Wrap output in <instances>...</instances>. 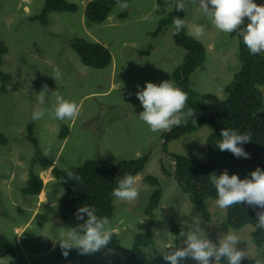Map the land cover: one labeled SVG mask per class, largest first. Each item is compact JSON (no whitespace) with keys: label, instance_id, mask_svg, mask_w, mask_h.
I'll list each match as a JSON object with an SVG mask.
<instances>
[{"label":"rangeland","instance_id":"374dc122","mask_svg":"<svg viewBox=\"0 0 264 264\" xmlns=\"http://www.w3.org/2000/svg\"><path fill=\"white\" fill-rule=\"evenodd\" d=\"M90 1L68 0L77 11L50 13L48 26H43L36 19L43 0H0V42L7 48L1 69L12 77L5 93L0 81V133L6 139L0 142V233L12 242L11 253L0 264H80L72 256L55 260L62 244L77 246L87 260L123 264L135 236L152 219L145 213L154 190L150 176L158 180L162 199L153 214V242L144 249L143 264H218L216 243L264 259V246L257 251L246 232L251 226H224L225 206L212 199L205 201L207 220L162 169L174 170L171 154L206 161L212 127H201L164 148L162 135L180 97L172 73L186 54L174 43L170 27L156 37L151 34L179 6L187 32L206 50L189 86L223 98L241 68L239 38L228 32L230 0H129L116 4L103 23L88 24L84 13ZM251 6L264 20V0H251ZM246 25L250 45L264 53L261 29L250 21ZM76 38L105 46L114 62L106 68L85 65L71 47ZM125 90L134 91L132 99ZM63 129L66 139L61 138ZM29 136L36 138L43 155L54 159L51 168L32 164L37 148ZM144 155H149L147 165L116 197L105 227L93 235L73 233L58 214L64 190L52 170ZM31 171L44 183L39 196L23 192ZM105 232L119 235L118 250L103 246Z\"/></svg>","mask_w":264,"mask_h":264},{"label":"trees","instance_id":"16d2710c","mask_svg":"<svg viewBox=\"0 0 264 264\" xmlns=\"http://www.w3.org/2000/svg\"><path fill=\"white\" fill-rule=\"evenodd\" d=\"M128 1L91 0L85 7L87 23H103L116 4ZM76 11V4L68 0H43L41 14L36 19L43 26H48L50 13ZM182 14L183 11L176 6L161 18L157 30L151 34L156 37L166 27H170L174 43L186 54L185 61L172 73L180 97L171 126L162 135L164 148L167 151L168 142L186 137L201 127L211 126L212 132L207 138L206 161L171 154L174 170L170 172L163 166L162 169L175 179L194 209L207 220L209 212L205 201L212 199L225 206L224 226L233 230L251 226V240L258 251L264 246V54L246 46L245 42L248 37L246 21L258 25L264 34V20L253 10L251 0H230L228 25L231 35L239 38L243 45L238 56L241 68L234 80L224 88L223 98H219L216 94L196 92L189 86L191 76L206 59V50L202 43L187 32ZM71 47L87 66L106 68L112 63L110 51L99 43L76 38ZM6 53L7 48L0 42V81L3 93L12 79L9 73L1 69ZM133 95L134 91L125 90L126 98L130 99ZM66 131H61L62 139H66ZM29 137L37 148L32 164L51 168L54 159L43 155L38 149L36 138ZM5 141L0 133V142ZM148 158L149 155H144L116 163L93 159L83 166L69 167L65 171L54 168L53 175L64 190L58 203L60 218L70 230L78 234H92L103 229L114 214L115 198L132 184L133 179L147 165ZM147 181L154 186L145 208L146 215L152 219L146 222L145 232L135 236L125 264H143L144 249L153 242V214L162 199V188L158 180L151 176L147 177ZM43 188V180L31 171L23 188L25 195L38 196ZM171 227L174 232L177 230L173 223ZM102 243L111 250H118L121 240L119 235L107 233L103 235ZM216 248L220 264H263L256 258L245 259L235 249L224 245L217 244ZM11 251L12 242L0 233V258L7 257ZM66 256L77 257L80 264H103L85 259L84 253L70 244L60 246L54 258L59 261ZM105 264H120V261Z\"/></svg>","mask_w":264,"mask_h":264},{"label":"clouds","instance_id":"9594fccd","mask_svg":"<svg viewBox=\"0 0 264 264\" xmlns=\"http://www.w3.org/2000/svg\"><path fill=\"white\" fill-rule=\"evenodd\" d=\"M177 1L179 2L180 0H177ZM229 6H230V3H229ZM228 12H229V11H228ZM182 20H183V24H184V18H183V17H182ZM246 27H247V25H246ZM228 32H230V26H229V25H228ZM263 35H264V34H263ZM232 36H233V35H232ZM234 37H235V36H234ZM236 38H237V37H236ZM248 38H249V36L247 37V40H246V42H245L246 46L256 48V49H258L261 53H263L258 47H256V46H251V45H250L251 43H249V39H248ZM239 41H240V40H239ZM241 45H242V43L240 42L239 50L236 51V53H237V60H238V61H240L239 58H238V56H240ZM242 47H243V45H242ZM263 54H264V53H263ZM235 72H236V70H235ZM235 72H234V73H235ZM232 77H233V76H232ZM53 165H54V164H53ZM40 194H41V193H40ZM186 195H187V194H186ZM38 196H39V195H38ZM115 199H116V198H115ZM59 200H60V199H59ZM58 203H59V202H58ZM105 225H106V224H105ZM104 227H105V226H104ZM101 230H102V229H101ZM101 230H100V231H101ZM71 231H72V230H71ZM72 232H73V231H72ZM98 232H99V231H98ZM73 233H75V232H73ZM95 233H97V232H95ZM107 233H114V232H105V233H103L102 236H101V242H102V237H103V235H104V234H107ZM77 234H78V233H77ZM115 234H116V233H115ZM92 235H93V234H92ZM59 244H62V243H59ZM102 244H103V243H102ZM217 244H219V243H216V245H217ZM62 245H65V244H62ZM62 245H61V246H62ZM216 245H215V249H216V251H217ZM220 245H222V244H220ZM103 246H105V245L103 244ZM151 246H152V245H151ZM151 246H149V247H151ZM224 246H226V245H224ZM105 247H106V246H105ZM149 247H148V248H149ZM226 247H228V246H226ZM228 248H230V247H228ZM144 253H145V252H144ZM217 254H218V253H217ZM217 258H218V255H217ZM123 264H125V259L123 260ZM218 264H219V263H218Z\"/></svg>","mask_w":264,"mask_h":264},{"label":"bare ground","instance_id":"6f19581e","mask_svg":"<svg viewBox=\"0 0 264 264\" xmlns=\"http://www.w3.org/2000/svg\"><path fill=\"white\" fill-rule=\"evenodd\" d=\"M241 230V229H240ZM251 231H252V229H248L246 232H248V234H249V232H250V234H249V236H250V241H251V243H252V240H251ZM246 232H245V234H246ZM253 244V243H252ZM254 245V244H253ZM263 248V247H262ZM237 251V250H236ZM238 253H240L241 254V256L243 257V258H245V259H252V258H256V257H251L249 254L247 255L246 253L245 254H243V253H241V252H239V251H237ZM260 263H263L264 264V259H259V258H256ZM217 260H218V258H217Z\"/></svg>","mask_w":264,"mask_h":264},{"label":"crops","instance_id":"0c3cea01","mask_svg":"<svg viewBox=\"0 0 264 264\" xmlns=\"http://www.w3.org/2000/svg\"><path fill=\"white\" fill-rule=\"evenodd\" d=\"M112 61L114 62L113 58H112Z\"/></svg>","mask_w":264,"mask_h":264}]
</instances>
